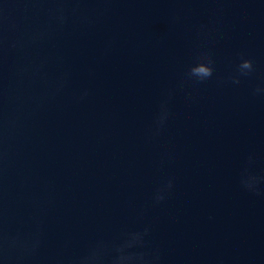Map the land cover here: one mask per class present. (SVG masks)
<instances>
[{
    "label": "water",
    "instance_id": "95a60500",
    "mask_svg": "<svg viewBox=\"0 0 264 264\" xmlns=\"http://www.w3.org/2000/svg\"><path fill=\"white\" fill-rule=\"evenodd\" d=\"M262 83L264 0H0V259L111 264L150 225L154 264H264Z\"/></svg>",
    "mask_w": 264,
    "mask_h": 264
},
{
    "label": "clouds",
    "instance_id": "9594fccd",
    "mask_svg": "<svg viewBox=\"0 0 264 264\" xmlns=\"http://www.w3.org/2000/svg\"><path fill=\"white\" fill-rule=\"evenodd\" d=\"M255 70L254 60L250 56L240 55L238 63L226 77L233 83L238 84L242 77L250 75ZM216 72V61L213 55L208 52H201L198 57L187 67L184 73L186 80L194 82H203L213 77ZM86 94V93H85ZM255 95H264V83L258 84L253 90ZM167 101L161 102L160 112L156 117L157 127H162L169 117ZM264 177L249 175L243 178L242 183L249 189L258 190L257 185ZM174 177H168L167 180L153 194V201L159 203L166 199L168 191L173 187ZM150 225H145L142 230L130 231L125 234L124 239L114 244L116 255L112 257L111 264H154L159 260V253L149 255L142 250H134L144 244V238L150 231ZM25 247H28L25 245ZM31 247H35L33 244ZM100 259L97 250L81 259V264H88ZM0 264L4 260L0 259Z\"/></svg>",
    "mask_w": 264,
    "mask_h": 264
}]
</instances>
